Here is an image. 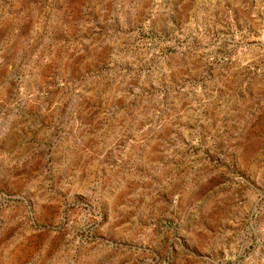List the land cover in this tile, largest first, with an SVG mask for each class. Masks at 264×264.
Returning a JSON list of instances; mask_svg holds the SVG:
<instances>
[{
    "label": "rangeland",
    "instance_id": "obj_1",
    "mask_svg": "<svg viewBox=\"0 0 264 264\" xmlns=\"http://www.w3.org/2000/svg\"><path fill=\"white\" fill-rule=\"evenodd\" d=\"M0 264H264V0H0Z\"/></svg>",
    "mask_w": 264,
    "mask_h": 264
},
{
    "label": "water",
    "instance_id": "obj_2",
    "mask_svg": "<svg viewBox=\"0 0 264 264\" xmlns=\"http://www.w3.org/2000/svg\"><path fill=\"white\" fill-rule=\"evenodd\" d=\"M148 14V13H147ZM146 13H142V15L139 17V19H138V22H142L143 21V18L147 15ZM103 19H104V15L102 14V15H98V14H96L95 16H94V21L96 22V23H100V22H102L103 21ZM116 30H119V28H117ZM116 30L114 29V31L116 32ZM105 59H106V61L108 62V56L106 55L105 56ZM56 78V80H55V82H57V76H55Z\"/></svg>",
    "mask_w": 264,
    "mask_h": 264
}]
</instances>
